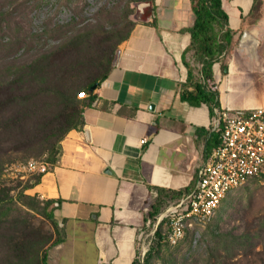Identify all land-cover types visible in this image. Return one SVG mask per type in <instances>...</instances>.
<instances>
[{
    "label": "crops",
    "instance_id": "crops-1",
    "mask_svg": "<svg viewBox=\"0 0 264 264\" xmlns=\"http://www.w3.org/2000/svg\"><path fill=\"white\" fill-rule=\"evenodd\" d=\"M258 1L252 12L254 0H221L234 41L253 31L259 45L254 56L241 47L230 52L211 114L207 105L180 98L191 65V0H153L146 22L135 24L86 99L81 128L64 136L56 163L28 190L55 201L60 241L48 247L47 264L142 263L144 209L160 191L195 187L216 112L264 107V0ZM257 75L261 83L253 82ZM242 77L246 90L236 82Z\"/></svg>",
    "mask_w": 264,
    "mask_h": 264
},
{
    "label": "rangeland",
    "instance_id": "rangeland-1",
    "mask_svg": "<svg viewBox=\"0 0 264 264\" xmlns=\"http://www.w3.org/2000/svg\"><path fill=\"white\" fill-rule=\"evenodd\" d=\"M143 5L140 0H0V264H33L56 240L55 227L24 205L21 195L34 196L25 187L35 175L22 167L29 161L45 163L57 139L55 130L42 135L58 108L55 93L100 74L102 55L129 28L124 17L134 24L146 22ZM112 30L117 33L111 36ZM239 41L240 36L235 54ZM255 49L247 53L254 56ZM230 52L214 67L216 86L226 80L221 71L232 60ZM259 76L253 82L261 83ZM236 82L250 87L243 77ZM164 230L161 226V235ZM223 232L249 233L255 251L264 253V178L230 191L212 220L187 232L177 245L147 238V249H154L149 264H217L210 256L215 236ZM232 255L235 261L243 252L237 249L227 257ZM262 256V261L254 255L241 264H264Z\"/></svg>",
    "mask_w": 264,
    "mask_h": 264
},
{
    "label": "trees",
    "instance_id": "trees-1",
    "mask_svg": "<svg viewBox=\"0 0 264 264\" xmlns=\"http://www.w3.org/2000/svg\"><path fill=\"white\" fill-rule=\"evenodd\" d=\"M140 1L150 5L153 4V0ZM191 2L194 20L191 28L189 29L190 44L186 49V52L190 53L191 56V65L190 63H186L185 65L188 74L187 82L182 86L180 98L182 101L191 106L205 104L208 106L210 113L213 114L214 108L219 107L218 90L213 78V66L215 64H221L225 55L234 47L236 44L234 41L235 33L228 27V16L222 8L221 0H191ZM258 8L259 2L258 0H254L252 12H255ZM127 19V16L126 18L124 17V21L129 27L126 33L124 35H119L114 43L115 46L111 47L109 52L105 51L102 55V59H100L99 65L100 68H103V71L100 72V74L88 76L82 84L76 85L73 82L71 84V89L68 91H58L55 93V96L58 99L57 101H59L56 114L49 123H45L43 125V131L41 129L42 135L45 134L48 136L54 134L53 130L56 131L55 138L57 139L49 145L50 147L47 151L48 158L45 161L49 167H52L58 159L60 151L59 144L64 136L71 130L81 128L83 123L82 110L86 105V99H88L89 95L109 74L116 60L117 47L129 38L135 24ZM150 24L154 25L155 20L152 19ZM111 33L110 34L112 36L117 32L112 30ZM225 68L226 66L222 67V73H225ZM80 93H85L87 97L85 99H79L78 94ZM218 146L219 135L218 133L213 132L206 143V156L209 157V155ZM33 175L35 176L31 184L26 186L25 189H31L39 182L41 175ZM192 189L193 188L185 189L183 191H160L158 193V197L151 204V208L147 212L146 220L149 219L151 221V225L155 224L156 217L168 206L169 203L178 201L183 195H188ZM21 196L25 200V206L31 210L40 212V214L55 227L58 237L52 244L59 242L60 234L58 232V225L53 216L55 201L50 199L40 201L35 195ZM2 204L3 200L0 199V208ZM160 228L161 226L155 229L153 239L157 245H160L162 242L167 244L163 235L160 233ZM214 239V247L212 256L210 257L214 258L217 264H241L242 259L250 262L249 259L254 255V259L263 260L262 255H264V253L255 251V246L250 242L252 238L249 233L233 234L223 232L218 233ZM48 247L49 246H46L41 253V256L37 258L33 264H47L46 253ZM237 249H241V252H243L242 259L240 258L235 261H231L235 258V255L227 257L228 253ZM153 251L154 249L150 248L145 253L141 264H149ZM137 263L140 262L134 261V264Z\"/></svg>",
    "mask_w": 264,
    "mask_h": 264
},
{
    "label": "built area",
    "instance_id": "built-area-1",
    "mask_svg": "<svg viewBox=\"0 0 264 264\" xmlns=\"http://www.w3.org/2000/svg\"><path fill=\"white\" fill-rule=\"evenodd\" d=\"M86 97L85 93L78 94L79 99ZM212 129L219 135V146L198 169L195 187L188 195L169 203L158 214L155 224L146 220V226L152 230L144 235V239L152 240L155 229L163 226L165 242L177 245L187 232L203 228L211 221L230 191L252 179L264 178V107L249 111L221 109L212 120ZM144 142L142 140L140 144ZM22 168L31 174L42 175L47 172L48 165L29 161ZM153 195L156 196L154 192ZM147 250V247L142 249L143 255Z\"/></svg>",
    "mask_w": 264,
    "mask_h": 264
},
{
    "label": "water",
    "instance_id": "water-1",
    "mask_svg": "<svg viewBox=\"0 0 264 264\" xmlns=\"http://www.w3.org/2000/svg\"><path fill=\"white\" fill-rule=\"evenodd\" d=\"M150 6V4L148 3H144L143 7L144 8H148ZM258 40L256 38V34L255 32L251 31V32H244L242 34V36L240 37V47L242 49H245L247 52L252 51V49H255V46L257 45ZM256 50V49H255Z\"/></svg>",
    "mask_w": 264,
    "mask_h": 264
}]
</instances>
